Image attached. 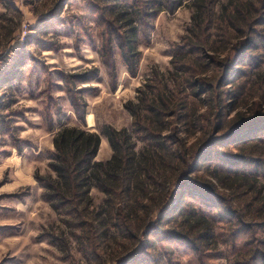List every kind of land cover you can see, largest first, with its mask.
Returning <instances> with one entry per match:
<instances>
[{"label": "rangeland", "instance_id": "obj_1", "mask_svg": "<svg viewBox=\"0 0 264 264\" xmlns=\"http://www.w3.org/2000/svg\"><path fill=\"white\" fill-rule=\"evenodd\" d=\"M182 1L174 12L162 7L138 28V69L132 75L123 57L126 46L121 48L125 45L119 28L123 20L112 22L118 10L112 11L114 15L108 10L118 3L119 9L129 12L123 0H0V264H129L132 259V264H200L199 253L174 240L156 238L155 247L141 254L144 237L139 242L123 239L114 229L104 235L107 229L99 223L97 211L105 195L97 188L92 189V205L86 210V217L98 227L97 234L88 237L94 242L91 244L85 231L71 225L67 214L46 201L36 178L52 172L53 139L61 126H82L80 118L84 117L85 128L92 132L101 133L105 125L132 132L133 118L125 103L138 101V89L155 70L171 93L175 47L193 24V0ZM227 1L220 0L221 4ZM254 47L246 52L250 62L238 67L248 74L245 79L255 87V95L248 96V102L234 98L240 90L238 82L230 83V77L221 89L222 103L215 100L213 108L202 103L196 113L208 116L206 130L197 115L188 125H181L189 146L201 148L212 137L223 138L230 134L233 119L264 110L262 90L256 87V68L264 69L262 40L257 39ZM210 63L200 77L211 78L217 73L215 64ZM242 132L232 131L231 140L228 136L213 148V156L242 153L241 146L233 142L243 138ZM132 141L136 150L143 147L136 136ZM112 154L101 133L96 160H108ZM214 164L209 168L207 163L201 165L189 177L215 182L227 198V191L213 178ZM239 169L256 170V162L239 165ZM187 201L202 208L198 199ZM252 237L256 230H245L241 241ZM205 261L226 264L222 259Z\"/></svg>", "mask_w": 264, "mask_h": 264}, {"label": "trees", "instance_id": "obj_2", "mask_svg": "<svg viewBox=\"0 0 264 264\" xmlns=\"http://www.w3.org/2000/svg\"><path fill=\"white\" fill-rule=\"evenodd\" d=\"M183 2L123 0L129 12L119 9L118 3L108 8L112 15L118 10L112 22L123 20L119 23L125 42L121 48L126 46L123 57L132 75L138 69V28L162 7L174 12ZM192 5L193 24L176 45L171 62V93L159 73L153 71L138 89V101L125 103L133 118L132 132L112 125L102 127L101 133L113 150L105 161L96 160L101 133L86 129L84 117L80 118L82 126H61L53 139L49 163L52 172L36 178L45 190L46 201L67 214L71 225L85 231L88 241L89 235L98 230L95 221L86 217L92 205L91 191L97 188L105 195L97 211L99 223L107 229L104 235L114 229L123 239L139 242L144 237L141 254L154 248V240L160 237L192 248L201 256L200 264H211L205 259L264 264V110L251 116L244 113L231 121L230 134L243 130V138L233 141L241 146L242 153L220 152L213 156V148L228 136L231 140L232 134L212 137L199 148L197 144L189 146L181 130V125H188L196 115L206 130L208 116L196 113L202 103H208L209 108L215 100L222 103L221 89L230 77V83L238 82L240 90L234 98L248 102V96L255 95V87L245 79L248 74L239 67L252 59L246 52L252 50L257 39L264 44V0H228L223 4L220 0H193ZM238 38L243 39L237 42ZM210 62L217 73L211 78L200 77L210 68ZM256 72V87L264 97V69L258 66ZM133 136L143 143L140 150H136ZM254 162L256 170L239 169V165ZM206 163L208 168L215 163L213 178L227 191V198L215 182L189 177ZM187 198L200 200L202 208L188 204ZM168 224L171 228L164 229ZM245 230H256V237L241 241ZM90 243L94 244L92 239Z\"/></svg>", "mask_w": 264, "mask_h": 264}]
</instances>
